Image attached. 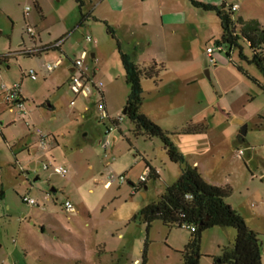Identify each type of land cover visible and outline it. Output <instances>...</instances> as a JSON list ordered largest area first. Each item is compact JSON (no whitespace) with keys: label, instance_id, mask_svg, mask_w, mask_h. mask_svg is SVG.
I'll return each mask as SVG.
<instances>
[{"label":"rangeland","instance_id":"374dc122","mask_svg":"<svg viewBox=\"0 0 264 264\" xmlns=\"http://www.w3.org/2000/svg\"><path fill=\"white\" fill-rule=\"evenodd\" d=\"M212 1L226 6L237 3L234 16L240 17L241 26H264V0ZM159 2L163 9L183 16L186 23L178 26L167 49L160 42L137 49L139 63L156 57L164 65L158 88L141 77V109L166 131L182 155L181 163L169 160L159 138L142 131L134 135V125L121 113L129 87L117 41L121 50L130 53L131 31L142 26L140 12L156 2L126 0L122 5L116 0H82L80 5L76 0H0V57L11 55L5 57L7 62H0L2 79L11 84L29 69L36 75L35 80L24 77L21 84L30 125L27 128L17 120L10 127L18 137L24 130L32 152L28 155L20 150L18 162L11 164L10 181L3 178L0 264H180L190 237L187 229L166 226L159 220L146 229L144 222L132 217L140 207L157 201L184 166L196 167L194 162L199 163L205 181L231 188L225 201L257 233L264 264V77L254 64L238 56L237 48L229 56L226 44L217 49L221 27L213 11L194 7L188 0ZM80 12L96 19L87 16L79 24ZM26 26L32 27L34 36L27 33ZM57 41L67 56L51 71L45 64L58 59L59 50L24 53ZM239 45L250 57L247 42L239 39ZM207 47L214 48L213 60ZM93 49L96 59L90 56ZM83 50L88 54L84 64L98 68L88 98L73 94L67 85L70 62ZM99 105L107 114L104 119ZM7 114L9 118L13 115ZM234 118L246 124L241 142ZM112 119L119 120L118 124ZM109 126L113 130L104 151L100 140ZM200 126V132L185 133ZM36 129L49 138L43 149L38 147ZM237 149L243 150L240 157ZM147 162L159 177L153 179L147 171L145 188L141 185L132 192L127 181L138 185ZM43 164L64 165L67 172L52 173ZM120 173L127 181L107 187L109 174ZM23 195L36 203H24ZM65 199L72 202V211L63 208ZM235 235L233 227L205 229L196 264H214L224 248H232Z\"/></svg>","mask_w":264,"mask_h":264},{"label":"trees","instance_id":"16d2710c","mask_svg":"<svg viewBox=\"0 0 264 264\" xmlns=\"http://www.w3.org/2000/svg\"><path fill=\"white\" fill-rule=\"evenodd\" d=\"M76 1L80 5L82 4V0ZM188 1L194 7L204 11H213L221 27V37L218 45L226 44L228 46V56L231 50L237 48L238 56L254 64L264 77V26H241L240 17L234 16L230 6H226L225 3L214 5L202 3L198 0ZM34 5L39 12L38 3L35 2ZM80 17L79 24L83 22L87 15L80 12ZM107 28L112 32L109 27ZM239 39L247 42L251 51L250 57L242 53ZM45 50L47 49L44 46L40 48L37 54ZM117 50L124 71L125 83L129 87L121 111L122 115L134 125V135L142 131L149 137L159 138L169 160L177 163L183 162L182 155L169 140L166 131L140 111L143 92L141 77L153 79L156 82L163 65L152 62L147 66L140 67L131 60L128 54L121 51L118 42ZM237 68L245 74L240 67ZM118 121L112 119L115 125L118 124ZM202 130L203 127L200 126L195 130L187 129L185 133L200 132ZM238 139H240V136H238ZM150 176L155 179L157 174H150ZM144 183L140 185L145 186ZM230 193L231 188L228 185L210 184L202 178L196 167L186 165L182 168L177 179L164 188L159 199L140 207L132 219L144 222L146 229L155 220L161 221L166 226L179 228H184L182 227L183 224L193 226V230L184 228L190 232V237L182 250L180 264H196L201 234L205 229L212 226L233 227L236 230L232 248H224L221 255L214 260V264H262L260 258L261 246L257 233L250 229L243 217L225 201ZM186 195L190 197H186ZM145 255L146 244L143 250V261Z\"/></svg>","mask_w":264,"mask_h":264},{"label":"crops","instance_id":"0c3cea01","mask_svg":"<svg viewBox=\"0 0 264 264\" xmlns=\"http://www.w3.org/2000/svg\"><path fill=\"white\" fill-rule=\"evenodd\" d=\"M116 1L119 3L121 2V4L123 5V3L126 0H116ZM141 1H145V0H141ZM151 1L156 2V4H155L156 6L151 7L149 9H146V10H142L140 12V14L142 16L141 17L142 18L141 29L138 31H135L133 29L134 31L133 30L131 31V38H130V44H132L131 45L132 46L131 52L129 53V51H126L124 49L121 50L122 52L128 54L129 57L131 58V60L140 67L147 66V65L151 64L152 62L158 63L161 60L157 59L156 57H152V59L148 63L146 61L139 63L137 61V58H138L137 49L138 48L145 47V46L147 47V45L150 46L151 44H155L157 42H160L161 46H163V48L167 49L169 47V43L171 42V40H173V37H175L177 34L178 26L184 25L186 23V19H184L183 16L178 15V13L176 11H174L172 9H163L161 6V3L159 2L161 0H151ZM207 2L213 4L214 1L208 0ZM231 4H234V3H231ZM38 6H39V4H38ZM121 9L119 11H121ZM39 10H40V6H39ZM40 12L41 11H39V13ZM86 15L92 16L94 19H96V17L93 16L91 13H88ZM81 24H83V22ZM150 26H151V28H150ZM117 42H118V45L120 47L119 41H117ZM46 46H49V45H46ZM120 49H121V47H120ZM49 50H53V51L59 50L61 52V57L67 56L66 52L62 49L61 43L58 47L49 48L45 51H49ZM96 51H97L96 49H93L90 52L91 59L92 58L96 59ZM6 56L10 57L11 55L8 54ZM6 56H2V58L0 57V62H7L8 57L5 58ZM61 63H62V60H61L60 64ZM60 64L58 66H60ZM159 64L163 65L162 63H159ZM97 69L94 66L89 68L88 75H89L91 81L95 79L94 75L96 74V71H98ZM68 70L72 71V62H70ZM21 75H22V77L20 78V80L12 82V83H19L20 87H21L23 78L24 77L27 78V76L23 72ZM158 77H159V75H158ZM2 78L3 77L1 76V73H0V80L4 81ZM67 79H68V77H67ZM149 80L153 81L156 88L159 87V84H160L159 79L156 82L153 79H149ZM5 83L10 84L6 81H5ZM98 93L103 98V92L100 89H99ZM21 96L24 100L26 99L24 93L22 92V89H21ZM141 107H142V104H141ZM141 107H140V111L143 114H145L146 116H148L150 119L154 120L153 116L150 115L148 112L143 111L141 109ZM48 108H51V106L48 105ZM7 111L11 114L13 113V115L10 118H9V115L7 114ZM27 115H28V112L26 110L25 121H27ZM17 120L22 121L27 128L30 125L29 122H28L29 124L26 125L24 119L19 117V115L16 114V111L13 110L10 107V105L4 101L2 92L0 90V200H2L3 196H4L3 178L7 177V181H10V176L13 174L12 170H11V164H12L13 160L18 162L17 153L20 150H25L27 152V154L30 155L32 152V149L30 148L31 143L29 141V136H27L25 134L23 129L21 130L23 133L20 135V137L14 136L11 133L10 127L15 126ZM15 128H17V126ZM18 129H19V127H18ZM28 162H29V160H27V164H28ZM194 165H196V169L198 170V172L201 174V176L203 178V173H202L203 171H201L202 169L199 167V163L194 162ZM145 168L150 170L151 173H152V170L153 171L155 170L154 167L148 162L145 163L144 169ZM23 170L25 172H28V170H29L28 165L25 166ZM155 171H157V170H155ZM158 177H159V174L157 172L156 178H158ZM127 182L131 185V181H127ZM206 182H208V181H206ZM211 184H214V183H211ZM214 185H216V184H214Z\"/></svg>","mask_w":264,"mask_h":264},{"label":"built area","instance_id":"2783aa9c","mask_svg":"<svg viewBox=\"0 0 264 264\" xmlns=\"http://www.w3.org/2000/svg\"><path fill=\"white\" fill-rule=\"evenodd\" d=\"M230 6V10L231 11H236L239 8V5L237 3L231 4ZM28 10V7L25 8V12ZM26 31L28 34H30L31 36H34V31L32 29V27L30 26H26ZM85 39L87 41H90V37L86 36ZM60 41L55 42L54 44H51L49 46H45V49L48 48H52V47H58L60 45ZM221 45L217 46V49L221 50ZM40 48H29L27 50L24 51V53H27V55H31L34 53L39 52ZM214 52V48L213 47H207L206 48V53L209 56L210 60H213L212 58V53ZM87 52L85 50H83L78 56H76L74 58V60L72 61V73L68 79L67 85L69 90L75 94V95H80L82 97H89L92 93V87H91V79L88 75V70H89V66L85 65L83 60L87 57ZM62 57L60 56L58 59L54 60L53 62H48L45 64V68L48 71L53 70L54 68H56L60 62H61ZM28 78H30L31 80H35L36 79V75L34 70L29 69L27 71L23 72ZM0 90L2 92L3 95V99L6 103H8L10 105V107L16 111V114L19 115V117H21L22 119H24L25 121V115H26V106H25V100L22 98L21 96V87L19 83H13V84H7L4 81L0 80ZM97 91H99V88L97 89ZM73 103V102H72ZM99 112H101V119H104V117H106L107 114H105V110L104 107L102 105H99L98 107ZM25 124L28 125V121H25ZM113 130L112 126H109L108 128H106L105 133H104V138L102 140H100V145L102 146L103 150L105 151L107 146L110 144V139H109V133ZM36 134L38 135V147L43 149L45 148V146L47 145L48 142V136L42 134V132L39 129L35 130ZM237 154L240 157L243 154V150L242 149H237ZM49 166L51 167V172L52 173H56V174H60V175H64L67 170L66 167L64 165H50V164H43L42 168L43 169H48ZM147 171L148 175L150 176V174H157V171H151L148 170L147 168L144 169L143 173H141L138 177L139 183L138 185H134L132 184V192H134L135 190L140 188V184L144 183L146 181L147 178ZM126 177L123 173H120L118 175H114V174H109V176L106 179V186H110L111 184H113L114 182H118V183H124L126 181ZM186 197H190L189 195H186ZM22 201L26 204L29 205H33L35 204V200L31 197H28L26 195H23L21 197ZM62 206L65 210L67 211H72L74 209V206L72 204V202L68 199H65L62 203ZM182 227L184 228H189L190 230H193V226L191 225H187V224H183Z\"/></svg>","mask_w":264,"mask_h":264},{"label":"water","instance_id":"95a60500","mask_svg":"<svg viewBox=\"0 0 264 264\" xmlns=\"http://www.w3.org/2000/svg\"><path fill=\"white\" fill-rule=\"evenodd\" d=\"M232 122L238 124L240 127L239 128V136H240L239 141L241 142L243 140V136L245 135V132H246V124L242 120L237 119V118H234L232 120ZM144 188H145V186H144ZM51 191H54V189L52 188Z\"/></svg>","mask_w":264,"mask_h":264}]
</instances>
